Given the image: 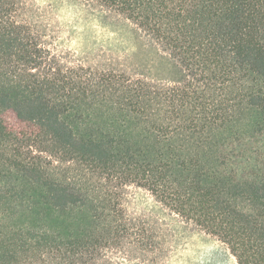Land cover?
Here are the masks:
<instances>
[{
    "label": "trees",
    "instance_id": "16d2710c",
    "mask_svg": "<svg viewBox=\"0 0 264 264\" xmlns=\"http://www.w3.org/2000/svg\"><path fill=\"white\" fill-rule=\"evenodd\" d=\"M88 1L151 37L176 77L75 63L32 0H0V264H164L162 218L110 207L131 184L264 264V0Z\"/></svg>",
    "mask_w": 264,
    "mask_h": 264
},
{
    "label": "rangeland",
    "instance_id": "374dc122",
    "mask_svg": "<svg viewBox=\"0 0 264 264\" xmlns=\"http://www.w3.org/2000/svg\"><path fill=\"white\" fill-rule=\"evenodd\" d=\"M48 45L72 61L91 66L115 65L154 80L176 77L170 55L137 25L116 11L88 0H32ZM33 161L36 152L25 153ZM110 207L131 217L162 218L171 232L164 264H238L227 247L163 209L145 189L124 186Z\"/></svg>",
    "mask_w": 264,
    "mask_h": 264
}]
</instances>
